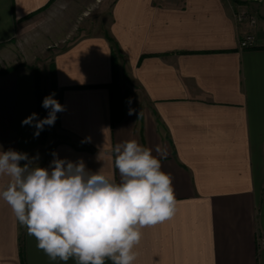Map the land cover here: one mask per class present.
<instances>
[{
    "label": "crops",
    "instance_id": "obj_1",
    "mask_svg": "<svg viewBox=\"0 0 264 264\" xmlns=\"http://www.w3.org/2000/svg\"><path fill=\"white\" fill-rule=\"evenodd\" d=\"M51 2L0 0V46H7L0 57L16 61L13 40ZM239 5L114 0L109 36L119 47L120 88L132 100L123 119L112 124V43L107 35H86L55 55L66 110L44 138L22 126L32 113L39 116L33 73L0 76V152L32 158L57 137L49 171L56 153L119 180L116 143L136 140L157 158L159 148L177 210L142 229L134 264H264V24L256 29L259 46L241 48L248 27L236 16ZM125 73L136 86L123 84ZM8 182L0 176V191ZM21 243L25 264H76L50 260L0 198V264H23Z\"/></svg>",
    "mask_w": 264,
    "mask_h": 264
},
{
    "label": "clouds",
    "instance_id": "obj_2",
    "mask_svg": "<svg viewBox=\"0 0 264 264\" xmlns=\"http://www.w3.org/2000/svg\"><path fill=\"white\" fill-rule=\"evenodd\" d=\"M54 97L53 92L42 101L46 117L32 113L22 121L36 129L34 137L66 110ZM134 112L130 107L128 114ZM156 151L160 158L136 140L116 143L119 180L101 170L90 172L82 159L72 162L53 153L49 171L35 163L38 156L0 152V176L9 178L0 198L52 261L134 264L142 229L171 219L177 210L171 176L161 169L167 154ZM21 161L26 163L21 166Z\"/></svg>",
    "mask_w": 264,
    "mask_h": 264
},
{
    "label": "rangeland",
    "instance_id": "obj_3",
    "mask_svg": "<svg viewBox=\"0 0 264 264\" xmlns=\"http://www.w3.org/2000/svg\"><path fill=\"white\" fill-rule=\"evenodd\" d=\"M56 1L53 0L49 6L44 8L40 16L19 30L17 37L12 42L13 51L17 55V63H14L15 60H10L11 58L8 56L0 57V71L28 70L33 73L36 79L38 78L42 101L53 92L55 93L54 98L59 101L58 89L51 75L55 55L86 35H109V26L112 20L111 9L114 0H58V3ZM236 1L240 4L239 11L244 10L257 19L255 32L256 29L262 28L264 0ZM243 23L248 27L247 21H243ZM5 48L7 46H0V51ZM126 74L123 84L136 86L133 79ZM122 92L124 91L122 90ZM43 111L47 116L49 110L43 108ZM46 129V133H48L49 126H46ZM56 138L51 139L49 144H45L46 141H44L43 147L32 157L38 156L35 163L40 167L45 168L47 156L55 144Z\"/></svg>",
    "mask_w": 264,
    "mask_h": 264
},
{
    "label": "trees",
    "instance_id": "obj_4",
    "mask_svg": "<svg viewBox=\"0 0 264 264\" xmlns=\"http://www.w3.org/2000/svg\"><path fill=\"white\" fill-rule=\"evenodd\" d=\"M107 38L109 41L112 43V62H113V81L108 84L107 86L110 88L111 91V114H112V124L114 125L115 123L119 122L121 119H123L126 109L128 106V98H129V93L128 91L122 92L119 81H118V53H119V47L115 40L107 35ZM12 71V70H11ZM11 71L9 70H1L0 71V76L5 75L7 73H10ZM51 75L53 78V81L56 84V68L55 64H53V68L51 70ZM38 78H35V84H36V89H37V100H38V111H39V118H44L46 117L43 111L42 107V97L40 94V90L38 88ZM46 126L44 127V130L41 131L43 138L46 136ZM21 259L23 264H25V256H24V247L23 244L21 243Z\"/></svg>",
    "mask_w": 264,
    "mask_h": 264
},
{
    "label": "built area",
    "instance_id": "obj_5",
    "mask_svg": "<svg viewBox=\"0 0 264 264\" xmlns=\"http://www.w3.org/2000/svg\"><path fill=\"white\" fill-rule=\"evenodd\" d=\"M236 16L241 22H248V29L240 40L241 48H255L259 46V41L255 32L257 27V19L254 16H250L244 10L237 11Z\"/></svg>",
    "mask_w": 264,
    "mask_h": 264
}]
</instances>
